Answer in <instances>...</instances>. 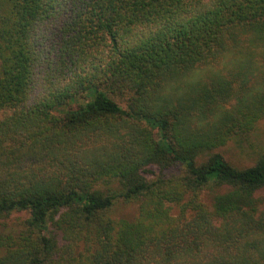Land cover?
I'll list each match as a JSON object with an SVG mask.
<instances>
[{
	"label": "trees",
	"instance_id": "16d2710c",
	"mask_svg": "<svg viewBox=\"0 0 264 264\" xmlns=\"http://www.w3.org/2000/svg\"><path fill=\"white\" fill-rule=\"evenodd\" d=\"M262 121L264 0H0V264H264Z\"/></svg>",
	"mask_w": 264,
	"mask_h": 264
},
{
	"label": "rangeland",
	"instance_id": "374dc122",
	"mask_svg": "<svg viewBox=\"0 0 264 264\" xmlns=\"http://www.w3.org/2000/svg\"><path fill=\"white\" fill-rule=\"evenodd\" d=\"M118 101V100H117ZM121 105L124 106L123 103L119 102ZM255 143V153H250L253 155H247L246 152H241L239 149H237L236 146H228L220 152L223 154L225 159L230 162L235 167L239 168H247L254 164L256 158L258 155H261L264 153V121L260 122L258 129L253 136L252 139ZM170 171L166 172L169 174ZM175 173L180 176V171L175 170ZM171 174V173H170ZM139 213V206L137 203H124V202H118L114 208L110 211L109 215L113 219H122L126 218L129 220L134 219ZM175 214V211L173 212ZM28 219L27 214H13L10 219L8 220V225L12 226L18 223L19 221H23Z\"/></svg>",
	"mask_w": 264,
	"mask_h": 264
}]
</instances>
